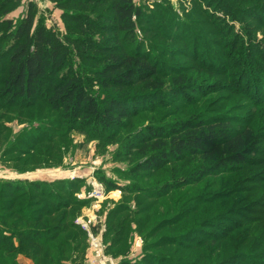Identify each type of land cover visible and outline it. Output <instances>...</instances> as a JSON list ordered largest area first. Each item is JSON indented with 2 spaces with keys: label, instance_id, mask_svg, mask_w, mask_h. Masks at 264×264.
<instances>
[{
  "label": "rangeland",
  "instance_id": "374dc122",
  "mask_svg": "<svg viewBox=\"0 0 264 264\" xmlns=\"http://www.w3.org/2000/svg\"><path fill=\"white\" fill-rule=\"evenodd\" d=\"M212 3L149 0L140 5L157 18V29L152 33L139 29L136 42L124 48L149 54L158 86L139 84L131 89L132 116L102 139L94 138L92 130L73 129L48 105L45 90L13 104L0 97V182L55 183L69 191H54L48 197L28 184L19 185L22 195H16L12 208H29L31 202L68 208L60 214L68 224L72 214L82 215L90 208L91 203L81 208L76 203L84 200L78 195L91 178L105 184L107 194L98 215L106 224L105 244L117 242L110 251L118 264L138 263L147 255L171 264H226L229 256L237 264H264V0H220L214 7ZM12 7L0 12V92L16 46L14 34L29 10L35 16L33 32L44 27L56 39L76 36L55 1L9 0L4 10ZM88 36L107 43L108 33L102 29ZM100 58L74 57L73 62L74 68H87L88 84L105 100L115 93L96 84L94 73L106 62L97 61ZM215 116L231 128L253 130L257 146L253 163L183 187L174 183L197 172L191 160L169 161L157 170L139 168L149 149L141 143L142 136L150 128L168 130L189 119ZM69 182L74 185L71 190ZM11 197L0 194V205L8 208ZM77 233L68 230L61 236ZM162 238L166 239L160 243ZM78 241L81 258L65 264L91 262L84 237ZM203 242L206 245L201 246Z\"/></svg>",
  "mask_w": 264,
  "mask_h": 264
},
{
  "label": "trees",
  "instance_id": "16d2710c",
  "mask_svg": "<svg viewBox=\"0 0 264 264\" xmlns=\"http://www.w3.org/2000/svg\"><path fill=\"white\" fill-rule=\"evenodd\" d=\"M52 1L63 9L67 28L76 36H64L63 41L56 39L44 27L33 32L35 16L29 10L14 34L16 46L5 70L0 97L13 104L18 99L34 98L45 90L42 95L48 105L60 112L73 129L80 132L92 130L94 138L102 139L110 129L120 128L124 120L132 116L134 102L131 89H136L139 84L148 88L158 86L154 79L156 68L149 54L138 48L128 52L124 48L136 42L139 29L144 33L154 32L157 18L153 14L147 15L142 6L136 5L133 0ZM212 1L214 7L220 0ZM8 3L9 0L0 2V12L13 9L4 10ZM96 29L108 33L107 43L88 39V35ZM93 55L101 57L97 61L106 60L94 73L96 84L115 93L109 94L105 100L96 95L88 84L85 77L87 68H74V57L80 61H92ZM142 138L141 143L149 149L146 148L148 153L139 166L141 169L157 170L169 161L183 163L191 160L194 163L197 172L177 179L174 184L178 187L197 184L205 176L232 172L253 163L255 159L252 157L257 151L255 134L250 127L231 128L218 116L189 119L168 130L150 128ZM138 145L141 144H134L135 147ZM24 184L30 185L35 193L48 197H52L54 191L69 193L64 187H55V183L49 185L53 190H48L49 186L44 182H0V194L12 196L7 199L8 208L0 205V264H16L14 258L18 252L29 254L35 264H65L66 261L80 259L79 238L84 237L85 251L89 247L87 233L75 223L80 214H72L71 221L66 224L65 216L60 214L68 208H44L40 204L35 206L33 202L27 206L29 208H12L18 201L16 195H22L18 192L19 185ZM73 187V182H69L67 189ZM85 187L90 189L87 183ZM91 201L78 200L76 204L81 208ZM59 216L60 220L55 222ZM68 230L81 231V234L62 237ZM105 235L106 232L104 243ZM165 239L162 238L160 243ZM116 243L113 246L106 244V253L113 257L110 250L115 251ZM204 245L205 242L201 246ZM226 261V264H237L231 256ZM133 264L171 263L166 258L152 259L147 255L141 262Z\"/></svg>",
  "mask_w": 264,
  "mask_h": 264
},
{
  "label": "built area",
  "instance_id": "2783aa9c",
  "mask_svg": "<svg viewBox=\"0 0 264 264\" xmlns=\"http://www.w3.org/2000/svg\"><path fill=\"white\" fill-rule=\"evenodd\" d=\"M136 5H141L149 0H133ZM88 190H83L79 195V199H91V206L87 208V213L79 215L75 223L87 233L89 252L91 254V262L88 264H118L117 260L106 253L107 245L104 243V232L106 224L98 215L100 212V202L106 197L105 186L94 179L87 178Z\"/></svg>",
  "mask_w": 264,
  "mask_h": 264
},
{
  "label": "crops",
  "instance_id": "0c3cea01",
  "mask_svg": "<svg viewBox=\"0 0 264 264\" xmlns=\"http://www.w3.org/2000/svg\"><path fill=\"white\" fill-rule=\"evenodd\" d=\"M14 259H15L14 261L16 264H35L33 258L30 257L29 254L27 253L18 252L15 255Z\"/></svg>",
  "mask_w": 264,
  "mask_h": 264
}]
</instances>
